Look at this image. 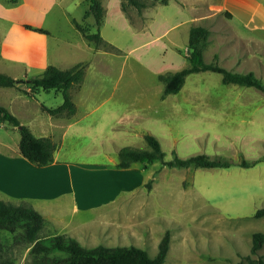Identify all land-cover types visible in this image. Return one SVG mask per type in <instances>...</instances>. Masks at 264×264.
<instances>
[{
    "label": "rangeland",
    "instance_id": "374dc122",
    "mask_svg": "<svg viewBox=\"0 0 264 264\" xmlns=\"http://www.w3.org/2000/svg\"><path fill=\"white\" fill-rule=\"evenodd\" d=\"M101 1L106 11L100 28L104 43L95 48L72 22L74 18L95 30L93 17L83 18L88 0H0V53L7 58L4 66L0 62L1 72L25 78L39 75L49 64L61 69L83 64L81 84L70 89L77 107L69 117L73 129L69 127L63 137L59 155L79 166H72L71 172L57 170V185H75L78 194L91 198L87 202L93 204L97 192L87 191L82 185H102L110 180L133 183L120 185L111 200L89 210L67 209L63 228L51 219L39 236L64 232L85 247L134 245L152 257L164 232L169 231V247L162 264H254L258 259L264 264V242L256 251L251 250L252 232H264V215H254L264 206V91L224 84L220 73L207 70L190 73L177 93L162 97L163 84L157 78L159 73L188 64V26L200 24L208 29L202 46L205 62L215 61L234 72L252 71L264 83V28H253L252 22L245 24L242 0H180L184 5L176 0L168 4L144 0L153 7L160 4L152 19L150 13H142L126 0ZM120 1L125 10H121ZM254 1L255 7H260L258 11L264 9V0ZM24 2L49 10L37 16ZM193 16L196 19L188 21ZM255 20L257 23V14ZM36 21L49 32L47 51L33 54L14 48L18 34L9 30L12 22ZM3 40L7 45L1 51ZM20 57L34 64L29 65L27 73L22 67L27 63H20ZM15 87L0 86L6 90L0 91V102L21 95L35 114H43L39 102L51 107L62 102L60 91H39L35 95L24 92L33 97L28 98L22 90H27L26 85ZM186 103L225 105L220 110H204L207 118L214 115L208 124L215 126L216 135L200 134L191 139L187 133L169 134L173 128L189 127L181 126L176 111L170 109ZM18 114L25 121L31 120L28 115ZM67 119H57L59 141L61 123ZM192 122V128L201 131L208 125L206 121ZM80 127L87 132L80 131ZM145 133L158 138L165 160L173 157L172 151L180 156L204 152L226 158L231 165L168 167L156 160L135 162L127 169L118 167V149L126 145L146 149ZM18 135L16 127L0 122V142L4 140L10 149L14 148ZM0 150L2 155L1 144ZM241 158L258 161L243 167L238 164ZM29 174L0 156V189L18 191L16 185L33 180L25 179ZM16 238L0 230V258L27 264L29 247L20 236Z\"/></svg>",
    "mask_w": 264,
    "mask_h": 264
},
{
    "label": "trees",
    "instance_id": "16d2710c",
    "mask_svg": "<svg viewBox=\"0 0 264 264\" xmlns=\"http://www.w3.org/2000/svg\"><path fill=\"white\" fill-rule=\"evenodd\" d=\"M16 1V0H11ZM129 4L140 9L145 5L143 0H126ZM167 0H161L165 3ZM120 7L125 10V4L120 1ZM92 16L95 30L92 31L82 25L81 22L73 20L74 25L82 36L94 43L95 48L104 43L100 34L101 25L104 22L105 9L101 0H88V7L84 11L83 18ZM25 28L48 34V30L42 27L24 24ZM208 29L200 24L190 25L187 38L188 64L175 71L159 73L157 78L162 82V97L171 93H177L183 86L185 78L190 73L201 71H213L221 74V81L224 84L234 83L243 86H252L264 91L262 83L252 71L234 72L217 62H205L203 59L202 46L207 38ZM216 57V56H214ZM84 76L83 64L78 62L68 68L61 69L49 64L39 74L25 78H14L13 76L0 71V86H18L22 83L27 86L25 93L35 95L39 91H60L62 102L51 107L41 105L42 110L53 116L71 117L76 113L77 107L72 100L70 89L75 85H80ZM0 122H7L18 130V149L21 155L28 161L41 166L53 161L54 152L58 144L50 136H36L28 126L22 124L19 119L6 107L0 104ZM144 139L147 144L146 149L133 146H121L118 149L117 166L127 168L132 163H151L156 160L161 161L168 167H188L195 168H225L231 162L220 156H209L204 152H198L187 156H180L172 151L171 159H164V151L161 148L158 138L145 133ZM253 162L241 158L240 166L248 167ZM254 215L256 217L264 215V206L258 208ZM44 224L41 213L24 201L18 203L0 199V230H5L13 234L16 240L25 241L29 247L27 264H162L170 241L169 231H165L161 237L157 252L154 256H149L146 250L134 245H104L98 244L92 247H85L79 241L66 234L39 236V232ZM251 250L256 251L264 242V232H252ZM0 242V250H2ZM57 252V253H56ZM0 264H17L11 258H0ZM262 264V260L254 262Z\"/></svg>",
    "mask_w": 264,
    "mask_h": 264
},
{
    "label": "crops",
    "instance_id": "0c3cea01",
    "mask_svg": "<svg viewBox=\"0 0 264 264\" xmlns=\"http://www.w3.org/2000/svg\"><path fill=\"white\" fill-rule=\"evenodd\" d=\"M144 1V0H143ZM155 0H152L151 3H153ZM170 0H167L164 4H168ZM178 4L184 5L183 1L180 0H176ZM241 10H242V16L244 18H246L245 24L252 22L254 24L251 25V27L253 28H264V9L261 11H258L260 9V7H255V1L254 0H242L241 2ZM24 4H26L30 9H32L34 12L36 13L37 16L39 15H45L49 9H42L40 8L38 5H35L33 3H29V2H24ZM160 4H158L156 7H153L154 5H150L147 2H145V5L142 6L141 12L144 14H151L150 19H152L154 17L153 15V11L155 9H157L159 7ZM134 6V5H133ZM258 6H260L258 4ZM135 7V6H134ZM150 8V9H149ZM122 10V9H121ZM151 10V11H149ZM257 14V23L255 20V15ZM241 16V17H242ZM106 17V11H105V16L104 19ZM126 19V18H125ZM192 19H196V16L191 17L188 21H191ZM74 18H72V22H73ZM76 20V19H75ZM78 21V20H76ZM128 21V20H127ZM130 21V20H129ZM80 22V21H78ZM28 24V23H27ZM74 24V22H73ZM23 22L18 23V22H12V24L9 26V30L12 31H16V33L18 34V37L16 38L14 44H12V46H14V48L22 49L24 51H29L32 52L33 54H43L44 52L47 51V35L45 33H39V32H35L31 29L25 28L23 26ZM32 26H36V27H42L45 28L42 24V22H37L35 24H30ZM75 26V25H74ZM189 27L188 26V31H189ZM47 29V28H45ZM76 29V27H75ZM77 30V29H76ZM78 31V30H77ZM80 33V31H78ZM82 35V34H81ZM84 38V37H83ZM188 38V37H187ZM29 40V42H28ZM6 43L5 40H3L2 43V50L6 47ZM3 52L0 53V57L2 59H0L1 64L4 66V59L6 57H3ZM7 59V58H6ZM18 60H21L20 63H24L26 62L27 65L22 67L26 68V73L28 71H30L31 67L34 66V64L32 62H30L29 60H26L25 58H17ZM29 61V63L27 62ZM21 65V64H20ZM18 65V66H20ZM29 65H31V67H29ZM6 73V72H5ZM10 73V72H8ZM13 76V75H11ZM24 76H27L24 75ZM14 78H19L16 77V75L13 76ZM1 87H12V88H16L15 86H1ZM23 90V95L28 97V98H33V97H29L28 95H26L24 93V89ZM1 92H4L6 90L4 89H0ZM35 99V98H34ZM7 102H0L1 105H3L4 107H6L12 114H14L19 121L28 126V128L31 130V132L36 135V136H50L52 137V139L54 141H56V143L58 144L57 149L54 152V158L53 161L49 164L46 165H41L38 166L30 161H28L26 158H24L21 153L19 152L18 149V141L17 144L14 146V148L9 147L8 143L4 140H2V142H0V144L3 146V154L0 156H2L3 158H6L8 163L13 164L14 166L18 167L19 169L25 170L27 174H29V176H25L27 178L33 177V180L28 181L26 180V184L27 185H16V189L18 191L15 190H6V189H0V199L1 200H6V201H12L15 203H18L20 201H24L27 204L31 205L35 210H37L39 213L42 214L43 218H44V225L45 226L47 224V222L49 220L52 219V221L55 223L57 222L58 226L60 227L61 224L64 223L65 221V216H66V211L67 209H70L73 212H78L81 210H89V208H93L96 205H100L102 203H105L109 200H111L116 193L119 191L120 185H131L133 183L125 182V184H122V182H119L117 180H110L108 183H103L102 185H82L87 191L88 189L90 190H95L97 193L95 194L96 196V202L89 203L87 201H89L90 199H88L84 194H78V192L76 191V186L75 185H57V178L56 174H54L57 170H68L69 172H71V167L75 166L78 167L79 165H74L72 163V161H70L69 158H62L60 157V152H62L61 148H62V143H63V137H66V134L73 129V127L71 128L70 125L72 123V119H69V117H65V116H53L50 115L49 113L45 112L44 110H42L41 105L43 104L42 102L38 103L40 111L43 112L42 113H38L35 114L33 113V111L31 110V105L28 103V101L26 99H24L21 95H14L11 98H8V100H4ZM16 105V106H15ZM45 105V104H44ZM47 106V105H46ZM173 106V105H172ZM209 106V107H207ZM211 106V107H210ZM219 107H212V105H206V104H195V103H191V104H179V105H174V107H171V110H175L176 113L175 115L177 117L180 118V120L183 122V124H180L181 126L183 125H189V127H185V129L183 128H173L171 130H168L169 134L171 135H180L181 133H187L188 136L191 137V139H196L200 134H213L216 135V130H215V126H209V120L210 117L211 119L214 118V115L212 116V114H210L209 118H207L208 114L204 112V110H215V109H222L223 107H225V105H216ZM227 109V108H224ZM184 110H192L193 112H181ZM24 115V116H29L31 118V120L29 121H25L21 118L20 114ZM198 111V112H196ZM180 113V114H177ZM215 116H217V114H215ZM194 117H196V120L194 119ZM58 118H65L67 119V122H62L60 128H62V133H61V138L60 141L58 139H56V134L57 131H55V129L57 128V119ZM197 121H206L205 127H203L202 131L200 129H193V122ZM198 123V122H197ZM215 124V123H214ZM197 126H199V124H197ZM70 127V130L67 131ZM78 127V128H77ZM75 128H77L79 130V126H76ZM66 130V132H65ZM84 131L85 129L80 127V131ZM82 131V132H83ZM56 132V133H55ZM72 132V131H71ZM87 131L85 130L84 133H86ZM162 133H166L162 131ZM182 135V134H181ZM19 138V135H18ZM185 140V139H184ZM59 141V142H58ZM1 153V150H0ZM127 169V168H125ZM52 175V177H51ZM117 181V182H114ZM14 185H10L11 189H13ZM116 189V191H115ZM92 192V191H90ZM94 193V192H92ZM91 196V195H90ZM20 200V201H19ZM93 200V199H92ZM76 210V211H75ZM64 224L60 227L63 228ZM58 234H66L64 232H56V233H50L46 236L49 235H58ZM68 235V234H66ZM71 236V235H70ZM73 237V236H72Z\"/></svg>",
    "mask_w": 264,
    "mask_h": 264
}]
</instances>
